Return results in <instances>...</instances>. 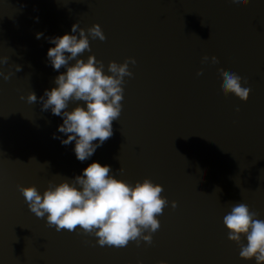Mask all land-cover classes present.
<instances>
[{
	"label": "water",
	"instance_id": "95a60500",
	"mask_svg": "<svg viewBox=\"0 0 264 264\" xmlns=\"http://www.w3.org/2000/svg\"><path fill=\"white\" fill-rule=\"evenodd\" d=\"M74 23L86 34L101 26L106 39L89 36L79 58L95 55L105 74L111 61H136L113 135L83 162L75 141L61 143L63 117L40 102L67 70L52 67L48 38L71 34ZM204 55L219 63H202ZM0 57H8L0 71L12 74L0 76V264H256L240 257L223 217L246 203L264 220V0H0ZM219 69L243 78L247 101L224 94ZM77 103L86 107L69 101L68 110ZM93 161L132 185L163 186L168 203L151 243L100 246L94 234L58 232L29 210L18 185L43 193Z\"/></svg>",
	"mask_w": 264,
	"mask_h": 264
},
{
	"label": "clouds",
	"instance_id": "9594fccd",
	"mask_svg": "<svg viewBox=\"0 0 264 264\" xmlns=\"http://www.w3.org/2000/svg\"><path fill=\"white\" fill-rule=\"evenodd\" d=\"M249 0H233L237 5H245ZM79 29V36L76 35ZM43 34L37 33L39 39ZM89 36L92 39L104 41L106 36L101 26L96 23L87 29L72 25L71 34L49 37L54 45L47 51V57L54 70L62 67L67 70L55 78L57 87L46 89L40 97L42 110L51 109L53 115L62 116L63 123L58 126L60 133L67 134L61 143L68 145L75 141L76 158L83 162L89 159L113 135L112 123L118 120L123 100L124 77H131L129 62L135 64V58L128 57L123 63L111 61L108 64L110 74L103 72L104 64L95 55H89L85 61L81 55L90 51ZM219 63L213 55L202 57L201 62ZM75 63L69 64V61ZM8 57H0V63H7ZM16 71L20 66L16 65ZM222 77V89L225 95L235 94L247 101L251 89L242 87V77L235 72L219 69ZM199 70L197 75H202ZM11 73L0 71L4 80L10 79ZM247 83V80H244ZM46 97V98H45ZM21 99H25L21 96ZM27 102L34 104L37 96L29 92ZM69 101H84L86 107L77 103L69 111ZM239 111V107L236 108ZM58 138V137H54ZM96 142V143H94ZM123 171V169H119ZM109 165L93 161L83 169L82 175H77L71 182L64 179L58 184L49 182L43 193L35 185H18L29 210L37 218H45L49 227L56 231L69 232L82 230L85 234L98 237L100 246L108 245L117 248L126 247L129 241L142 238L152 242V233L160 228L157 219L163 214L168 203L161 193L163 186L144 178L135 185L110 175ZM79 185V187H77ZM176 207V201H172ZM258 213L250 210L246 203L231 205V210L223 217V223L229 230L228 238L240 246L239 255L243 259L256 260V264H264V220ZM147 233V234H145ZM246 237L247 244L242 241ZM160 264H168L160 261Z\"/></svg>",
	"mask_w": 264,
	"mask_h": 264
}]
</instances>
